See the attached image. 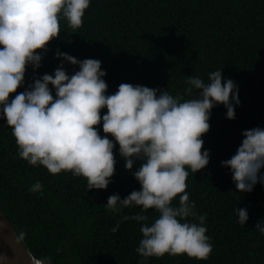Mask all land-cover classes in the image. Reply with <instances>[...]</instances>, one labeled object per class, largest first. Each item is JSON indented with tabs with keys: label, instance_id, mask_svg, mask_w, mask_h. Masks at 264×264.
<instances>
[{
	"label": "trees",
	"instance_id": "obj_1",
	"mask_svg": "<svg viewBox=\"0 0 264 264\" xmlns=\"http://www.w3.org/2000/svg\"><path fill=\"white\" fill-rule=\"evenodd\" d=\"M60 25L41 66H28L17 92L35 77L54 73L63 59L55 53L61 50L78 59H100L109 93L129 82L190 99L196 90L187 91L188 75L207 80L211 71L223 68L239 85L241 102L235 119L225 116L223 103L212 109L210 129L203 134L209 164L196 173L189 169L186 179L195 211L206 215L213 245L206 259L167 253L142 258L135 251L143 235L141 222L122 217L142 206L113 212L105 205L109 195L123 198L141 187L132 174L139 162L127 169L118 142L111 183L88 189L82 175L70 170L53 174L20 157L11 126L0 118V207L33 258L42 264H264V233L255 229L264 220V183L240 193L230 167L221 163L236 152L244 129L264 127V0H91L81 26L73 28L66 19ZM63 66L69 73L79 67L66 60ZM36 180L43 183L42 194L29 191ZM236 207L247 208L245 224L239 223ZM145 214L149 223L159 215L154 208ZM118 221V230L111 231Z\"/></svg>",
	"mask_w": 264,
	"mask_h": 264
},
{
	"label": "clouds",
	"instance_id": "obj_2",
	"mask_svg": "<svg viewBox=\"0 0 264 264\" xmlns=\"http://www.w3.org/2000/svg\"><path fill=\"white\" fill-rule=\"evenodd\" d=\"M90 4L91 0H0V118L11 126L20 157L53 174L70 170L82 175L88 189H106L111 183L118 142L127 169L139 162L132 174L141 187L123 198L111 194L105 205L113 212L142 206V211L122 217L141 222L143 235L135 251L142 258L167 253L206 259L213 248L206 215L195 211L186 179L189 169L196 173L209 164L203 134L210 129L212 109L223 103L225 116L236 118L239 85L223 74V68L211 71L207 80L188 75L187 91L196 90L190 99L129 82L109 93L100 59H78L57 50L55 55L63 59L54 73L35 77L17 92L25 84L28 66H41L43 52L61 32V19L73 28L81 26ZM64 60L78 65V70L69 73ZM221 163L230 167L240 193L264 183V127L244 129L236 152ZM42 190L40 180L29 188L41 194ZM149 208L159 213L151 223L145 214ZM235 212L239 223L249 219L247 208L236 207ZM119 223L111 231H117ZM255 229L264 233V220Z\"/></svg>",
	"mask_w": 264,
	"mask_h": 264
},
{
	"label": "water",
	"instance_id": "obj_3",
	"mask_svg": "<svg viewBox=\"0 0 264 264\" xmlns=\"http://www.w3.org/2000/svg\"><path fill=\"white\" fill-rule=\"evenodd\" d=\"M17 229L0 207V264H36Z\"/></svg>",
	"mask_w": 264,
	"mask_h": 264
},
{
	"label": "built area",
	"instance_id": "obj_4",
	"mask_svg": "<svg viewBox=\"0 0 264 264\" xmlns=\"http://www.w3.org/2000/svg\"><path fill=\"white\" fill-rule=\"evenodd\" d=\"M35 262H36V264H42V262L39 260H36Z\"/></svg>",
	"mask_w": 264,
	"mask_h": 264
}]
</instances>
